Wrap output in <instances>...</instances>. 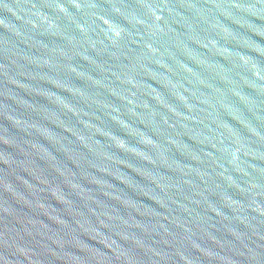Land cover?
<instances>
[{
  "label": "water",
  "instance_id": "obj_1",
  "mask_svg": "<svg viewBox=\"0 0 264 264\" xmlns=\"http://www.w3.org/2000/svg\"><path fill=\"white\" fill-rule=\"evenodd\" d=\"M0 264H264V0H0Z\"/></svg>",
  "mask_w": 264,
  "mask_h": 264
}]
</instances>
